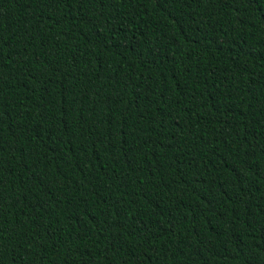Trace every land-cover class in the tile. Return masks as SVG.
<instances>
[{"label": "trees", "instance_id": "16d2710c", "mask_svg": "<svg viewBox=\"0 0 264 264\" xmlns=\"http://www.w3.org/2000/svg\"><path fill=\"white\" fill-rule=\"evenodd\" d=\"M0 264H264V0H0Z\"/></svg>", "mask_w": 264, "mask_h": 264}]
</instances>
